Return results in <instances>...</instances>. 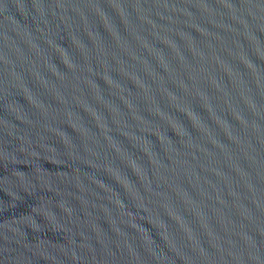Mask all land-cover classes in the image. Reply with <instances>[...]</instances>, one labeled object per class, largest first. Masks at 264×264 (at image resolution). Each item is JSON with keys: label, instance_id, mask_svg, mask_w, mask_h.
I'll return each mask as SVG.
<instances>
[{"label": "water", "instance_id": "water-1", "mask_svg": "<svg viewBox=\"0 0 264 264\" xmlns=\"http://www.w3.org/2000/svg\"><path fill=\"white\" fill-rule=\"evenodd\" d=\"M0 264H264V0H0Z\"/></svg>", "mask_w": 264, "mask_h": 264}]
</instances>
